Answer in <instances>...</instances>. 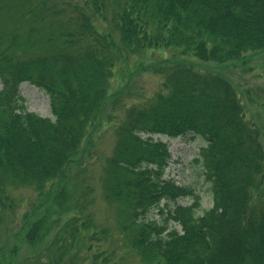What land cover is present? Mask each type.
<instances>
[{
	"label": "trees",
	"instance_id": "trees-1",
	"mask_svg": "<svg viewBox=\"0 0 264 264\" xmlns=\"http://www.w3.org/2000/svg\"><path fill=\"white\" fill-rule=\"evenodd\" d=\"M74 1L79 20L69 26L65 4L0 0V225L14 207L11 189L43 194L101 113L119 50L112 30L127 54L175 47L225 63L264 48V0ZM89 7L107 14L109 32L83 12ZM23 83L50 96L55 119L23 107ZM165 88L150 103L130 108L105 170L106 197L118 207L128 246L141 264H264V147L236 89L181 62L166 69ZM190 133L206 141L197 161L214 203L201 214L195 187L163 177L171 152L152 137ZM188 197L189 205L170 203ZM155 207L182 230L147 220ZM91 226H75L69 241ZM88 239L90 251L95 239Z\"/></svg>",
	"mask_w": 264,
	"mask_h": 264
},
{
	"label": "rangeland",
	"instance_id": "rangeland-1",
	"mask_svg": "<svg viewBox=\"0 0 264 264\" xmlns=\"http://www.w3.org/2000/svg\"><path fill=\"white\" fill-rule=\"evenodd\" d=\"M50 2L65 4L69 26L74 25L73 20H79L78 10L70 6L74 0ZM83 12L95 19L100 32L109 29L108 21L103 18L106 13L97 14L91 7ZM13 17L15 21L18 15ZM6 21L9 24L7 13ZM112 39L120 51L117 47L114 50L116 66L109 95L79 151L67 163L61 177L49 184L43 194L33 187L11 189L15 202L13 210L1 217L0 264H141L137 253L128 246L127 233L119 225L117 205L106 197L105 170L118 140V128L126 120L128 111L150 103L166 90L165 71L172 64L181 62L230 81L244 105L248 122L259 130L264 147V48L247 53L242 60L219 63L183 55L182 49L175 47H153L127 54L113 30ZM21 100L30 112L55 119L50 96L38 86L23 83ZM152 137L167 143L171 152L163 177L197 189L201 197L198 214L210 209L214 203L210 183L202 163L197 161L206 146L204 138L192 133ZM192 202L189 197L170 200L171 205ZM165 203L162 201L160 207ZM160 209L155 207L147 220L161 225L167 223L170 228L181 231V226L169 218V212ZM73 217L78 220L74 221ZM86 225H92L89 231H81L78 241H69L75 226ZM88 237L95 239L90 251ZM57 238L61 242L55 241Z\"/></svg>",
	"mask_w": 264,
	"mask_h": 264
}]
</instances>
